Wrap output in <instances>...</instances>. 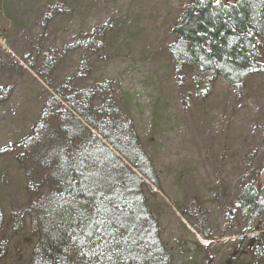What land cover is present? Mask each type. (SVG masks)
I'll return each instance as SVG.
<instances>
[{
	"label": "rangeland",
	"instance_id": "1",
	"mask_svg": "<svg viewBox=\"0 0 264 264\" xmlns=\"http://www.w3.org/2000/svg\"><path fill=\"white\" fill-rule=\"evenodd\" d=\"M189 1L0 0V264H85L48 215L92 136L143 170L114 150L141 178L157 264H264V214L236 207L264 180V68L238 85L199 70L172 31Z\"/></svg>",
	"mask_w": 264,
	"mask_h": 264
},
{
	"label": "trees",
	"instance_id": "2",
	"mask_svg": "<svg viewBox=\"0 0 264 264\" xmlns=\"http://www.w3.org/2000/svg\"><path fill=\"white\" fill-rule=\"evenodd\" d=\"M172 31L183 43L186 57L199 70L220 75L234 85L264 68L260 47L264 42V0H222L220 6L215 5L213 0H203V3L201 0H190ZM83 97L89 100L85 93ZM97 112L102 117V124L111 128L110 136L117 135L119 127L114 112L107 115L106 112L111 111L105 106H100ZM100 133L104 138L108 137L104 132ZM92 137L95 141L88 140L82 155L83 158L90 157L88 161L91 165H88L87 172L78 167L82 164L73 165L66 161L61 162L58 168L60 184L53 189L49 200L51 216L48 217L61 224L62 228L58 227L60 241L73 243L80 261L85 264H157L155 253L160 250V243L153 231H139V226L147 221L149 215L145 208V196L138 191L141 178L114 150L120 151L132 167H137L142 173L143 170L133 160L132 154L129 156L119 150L111 137L107 141L114 150L102 144L96 136ZM132 151L135 157L142 154L137 149ZM84 178H87L88 184L94 180L102 181L105 195L119 204L127 218L131 231L121 229L123 237H117L121 240L117 251H112L103 240L97 242L95 236L91 239L87 236L91 227L83 225L102 217L95 216L100 202L99 193L95 197L90 196L84 187ZM109 187L111 191H107ZM259 187L254 181L245 184L236 199V207L251 220L264 214V203L261 202L264 201V180ZM56 214L60 217L57 218Z\"/></svg>",
	"mask_w": 264,
	"mask_h": 264
},
{
	"label": "snow or ice",
	"instance_id": "3",
	"mask_svg": "<svg viewBox=\"0 0 264 264\" xmlns=\"http://www.w3.org/2000/svg\"><path fill=\"white\" fill-rule=\"evenodd\" d=\"M201 3H203V0H201ZM213 3L220 6L222 0H213ZM227 6L225 5V7ZM86 181L87 178H84V187L90 196L95 197L99 193L100 202L96 207L95 216L102 217L90 220L89 224L83 225L85 228L91 227V230L87 232V236L89 239L95 236L97 242L103 240L106 244L110 245L112 251H117L121 246V240L117 239V237H123L121 229L131 231L128 227L127 218L124 216L119 204L114 203L111 196L105 195L106 189L102 181L94 180L91 184H88ZM69 183L71 184L72 181H69ZM77 183L81 182L78 181ZM107 191H111V188H107ZM261 202L264 203V201Z\"/></svg>",
	"mask_w": 264,
	"mask_h": 264
},
{
	"label": "water",
	"instance_id": "4",
	"mask_svg": "<svg viewBox=\"0 0 264 264\" xmlns=\"http://www.w3.org/2000/svg\"><path fill=\"white\" fill-rule=\"evenodd\" d=\"M262 170L264 171V164H263V166H262Z\"/></svg>",
	"mask_w": 264,
	"mask_h": 264
}]
</instances>
